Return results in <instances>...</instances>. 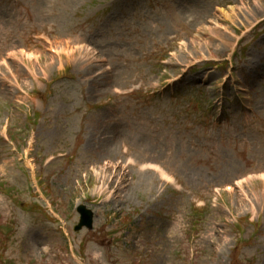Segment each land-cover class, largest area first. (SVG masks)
<instances>
[{
    "label": "rangeland",
    "instance_id": "rangeland-1",
    "mask_svg": "<svg viewBox=\"0 0 264 264\" xmlns=\"http://www.w3.org/2000/svg\"><path fill=\"white\" fill-rule=\"evenodd\" d=\"M263 20L264 0H0L6 264H264Z\"/></svg>",
    "mask_w": 264,
    "mask_h": 264
},
{
    "label": "water",
    "instance_id": "water-1",
    "mask_svg": "<svg viewBox=\"0 0 264 264\" xmlns=\"http://www.w3.org/2000/svg\"><path fill=\"white\" fill-rule=\"evenodd\" d=\"M78 213L80 214V222L75 230L79 231L82 227H86L90 230L92 228V213L87 211L83 206L78 208Z\"/></svg>",
    "mask_w": 264,
    "mask_h": 264
},
{
    "label": "bare ground",
    "instance_id": "bare-ground-1",
    "mask_svg": "<svg viewBox=\"0 0 264 264\" xmlns=\"http://www.w3.org/2000/svg\"><path fill=\"white\" fill-rule=\"evenodd\" d=\"M146 174H148V173H146Z\"/></svg>",
    "mask_w": 264,
    "mask_h": 264
}]
</instances>
